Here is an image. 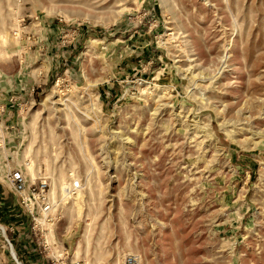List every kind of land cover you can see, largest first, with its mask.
Masks as SVG:
<instances>
[{
    "label": "rangeland",
    "instance_id": "1",
    "mask_svg": "<svg viewBox=\"0 0 264 264\" xmlns=\"http://www.w3.org/2000/svg\"><path fill=\"white\" fill-rule=\"evenodd\" d=\"M7 240L20 264H264V0H0L17 264Z\"/></svg>",
    "mask_w": 264,
    "mask_h": 264
},
{
    "label": "built area",
    "instance_id": "2",
    "mask_svg": "<svg viewBox=\"0 0 264 264\" xmlns=\"http://www.w3.org/2000/svg\"><path fill=\"white\" fill-rule=\"evenodd\" d=\"M12 178H13L12 180H13L14 188L17 191V193L20 195L23 201L30 200L31 197H35V196L38 197L41 195L43 198V201L41 202L42 204L40 206L41 210H43V212H46V214L49 213L51 209V204H50L48 196H45L46 187H47V184L45 182H38V184L31 183L27 185L26 178L24 174H22V172H15ZM80 188H81L80 181H74L68 185L65 191L67 192L68 196H71L75 194ZM49 220L50 218L48 217L47 221ZM7 241H8L10 248H12V245L9 242V240ZM15 261L17 264H20L16 258H15ZM122 264H140V261L136 256L131 255V256H127L123 260Z\"/></svg>",
    "mask_w": 264,
    "mask_h": 264
},
{
    "label": "water",
    "instance_id": "3",
    "mask_svg": "<svg viewBox=\"0 0 264 264\" xmlns=\"http://www.w3.org/2000/svg\"><path fill=\"white\" fill-rule=\"evenodd\" d=\"M10 254L13 256L14 259L16 258V257H15V253H14V251H13L12 248L10 249Z\"/></svg>",
    "mask_w": 264,
    "mask_h": 264
},
{
    "label": "trees",
    "instance_id": "4",
    "mask_svg": "<svg viewBox=\"0 0 264 264\" xmlns=\"http://www.w3.org/2000/svg\"><path fill=\"white\" fill-rule=\"evenodd\" d=\"M18 256V255H17ZM19 257V256H18Z\"/></svg>",
    "mask_w": 264,
    "mask_h": 264
}]
</instances>
